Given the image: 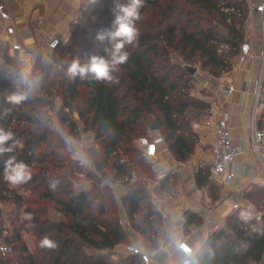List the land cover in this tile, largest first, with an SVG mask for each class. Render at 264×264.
Masks as SVG:
<instances>
[{
	"label": "trees",
	"instance_id": "obj_1",
	"mask_svg": "<svg viewBox=\"0 0 264 264\" xmlns=\"http://www.w3.org/2000/svg\"><path fill=\"white\" fill-rule=\"evenodd\" d=\"M113 7L114 0H85L81 21L73 24L70 39L61 42L50 61L39 56L27 83L17 86L10 82L7 67L0 65V128L14 132L19 141L15 155L29 164L33 173L27 184L12 188L3 179L0 161V201L24 207L35 217V226L29 228L19 213L15 216L13 235L6 238L8 245L14 244V251L7 257L17 252L18 258L4 260L0 255V264H144L131 254L119 255L117 261L112 258L113 250L126 243L127 236L111 185L127 184L123 205L132 226L149 238L157 234L166 218L153 205L148 188L156 176L153 163L136 141L148 133V121L154 116L170 152L179 162H186L198 143L187 112L209 108L191 95L190 66L173 64L169 46L174 41V50L183 61H199L220 78L233 68L232 59L246 40L244 24L250 14L246 0H144L137 27L149 8L160 10L164 21H174V25L140 32L138 45L127 49L128 62L115 73L118 83L96 82L90 77L69 79L67 67L73 59L84 64L89 56L103 54L95 37L111 26ZM0 50L9 53V48L1 45ZM13 95L26 98L12 103L9 98ZM57 97L63 102L59 123L68 135L81 137L80 123L74 118L77 115L83 132L92 131L102 144L95 172L84 170L61 153L62 139L54 134L46 113ZM77 175L91 180L93 186L75 189ZM168 176L162 181V190L174 188L172 175ZM196 180L199 188L209 189L213 201L218 200L221 191L210 181L208 168H201ZM50 181L56 182L55 190L49 189ZM103 181L106 185L101 187ZM245 198L255 208L254 218L245 222L240 219L244 210H236L226 227L209 235L191 258L192 264H264V186H253ZM51 211L63 219L56 221ZM184 218L186 234L203 224V219L190 211ZM25 233L35 239L33 250L23 239ZM45 236L58 247L41 248L39 241ZM88 248L95 253H88Z\"/></svg>",
	"mask_w": 264,
	"mask_h": 264
},
{
	"label": "crops",
	"instance_id": "obj_2",
	"mask_svg": "<svg viewBox=\"0 0 264 264\" xmlns=\"http://www.w3.org/2000/svg\"><path fill=\"white\" fill-rule=\"evenodd\" d=\"M83 1L7 0L6 9L14 19L17 38L33 37L40 45L45 46L55 38L62 40L67 36L69 26L79 16ZM246 2L250 9L251 21L246 30V39L251 43L252 53L256 57L243 66L238 65L237 59L236 65L218 80L217 85L212 82L203 84V88L210 92V95L202 98L209 104V108L190 110L191 125L198 136V143L194 154L186 162H179L164 140L158 145L157 157L151 160L155 161L153 170L157 176L155 183L157 188L149 190L151 200L156 209L166 218L157 234L149 238L132 226L128 212L123 205V198L128 194L129 189L118 183L111 185L118 201L122 225L127 236V242L113 250V257L130 255V249L138 247L143 252L152 255L150 264H182L185 256L179 249V244L185 242L198 251L210 234L219 228L226 227L228 218L236 211L235 204L241 203L242 210L253 206L245 198V194L253 186H264V166L258 155L251 149L255 84L261 74L262 62L259 56L263 50L264 37L262 16L255 10V6L263 3L264 0H246ZM2 37L3 32H0V45L7 47L1 41ZM31 52L35 51L22 52L18 55L9 50L12 56L20 59ZM228 83L235 87V92L229 97L221 93V86ZM262 95L263 100L258 119L264 111V89ZM224 117L227 118L231 128L232 140L241 150V154L236 159L237 178L235 181L228 185H218L210 175L211 147L216 138V122ZM208 120L213 123L210 127L205 126ZM195 124L199 125L196 130L194 129ZM201 168H208L210 181L220 188L221 192L217 201H213L207 187H198L196 174ZM169 174L172 175L170 181L173 182L174 188L162 190V181L169 177ZM88 187L89 185L84 186V188ZM187 211L200 216L203 224L186 234L184 214ZM254 214H256L255 208ZM86 250L90 254L95 253L90 248Z\"/></svg>",
	"mask_w": 264,
	"mask_h": 264
},
{
	"label": "rangeland",
	"instance_id": "obj_3",
	"mask_svg": "<svg viewBox=\"0 0 264 264\" xmlns=\"http://www.w3.org/2000/svg\"><path fill=\"white\" fill-rule=\"evenodd\" d=\"M84 2L85 0L83 1V3ZM81 9H82V6L79 11V16L69 26L67 36L62 39L63 43H66L65 41L66 40L68 41L70 39L72 32L75 30V28H73V24H75L77 21H81V18H80ZM84 19H86V17L83 18V20ZM250 24H251V21H250V14H249L247 21L244 24L245 35H246V30L249 28ZM172 25H174V21H171L168 19H165L164 21V17H162L160 10L149 8L146 11V13L143 15L141 23L139 24L138 28H139V31L142 32L145 30L153 31L155 28H159V27H162L163 29H165ZM219 29L221 30V32H225V29L223 27H220ZM177 41H176V44L179 45L178 44L179 41L178 42ZM246 41L248 40L246 39L245 42ZM163 44L166 45L167 42ZM44 49H45V46L39 44V49L37 51L31 52L28 55H24L23 58L21 59L12 56L8 52L6 53L5 51L0 50V65H4L7 67L5 69L7 70L6 78L10 82L16 84L17 86H19L21 83H27L36 70L35 67L38 62L39 56L44 61H50L52 54L45 52ZM169 52H170V57H171L173 64L175 62L177 64H180L183 67L190 66L196 69V74L194 76L190 75V78H191L190 93L196 99L203 100L202 98H205L208 95H210V92L207 89L203 88V84H205V82H212L213 84L217 85L218 80L224 76L223 75L220 78L212 76L209 73V70L204 69L201 66V63L199 61L190 62V63L183 61L182 57L180 56V52L174 50V41H173V44L169 46ZM237 59H238V56L232 59V67L236 65ZM53 101H54L53 105L46 109V113L50 121L49 123L50 127L53 130L54 134H56L58 137H60V139H62L63 149L61 153L65 154L70 159L77 162L80 166H82L84 170L95 172L96 170H95L94 164H95L96 159L99 158V154H101L102 144L100 143V141L95 140V136L92 131L86 130L83 132V123L78 119V116L75 115L74 118L80 123V130H81V137L78 140L82 142L83 151L87 154L91 164L90 166H85V165H82L78 159H75L74 158L75 149H71L69 145L67 144V139L69 136L68 130L65 126H62L59 123V112L62 109L63 102L59 97L55 98ZM190 110H193V108ZM190 110L187 112V117L191 120ZM153 123H155L159 127V124L156 118L154 116H151L148 121V133L145 136H149L153 139L159 138V137L163 138L161 129H158L155 131L151 130ZM258 123H259L257 124L258 129L261 131H264V111L260 115V118L258 119ZM136 145L138 146V140L136 141ZM263 146H264V140H263ZM150 162L154 163L155 161L150 160ZM135 179L136 178L134 177L131 183H133ZM75 181H76L75 189L77 190L83 189L84 186L86 185L93 186L92 181L89 179H86L83 175L75 176ZM156 182H157V176H155L153 180L148 182L149 190L157 188L155 185ZM117 183L122 184L125 187L127 186V184L123 182H117ZM104 185H106V183L103 181L101 187H103ZM24 212H25L24 207H19V205L17 204L14 205V203H11V202H1L0 201V242L8 243L6 238L12 237L13 235L12 230L14 226L12 225V222H14L15 216H17L18 213L20 216H22ZM50 214L53 217V219L55 218L56 221L63 219V217L59 215L58 213H56L55 211H51ZM23 239L25 243L27 244L28 248L30 250H33L35 246L34 237L31 234L25 233L23 234ZM9 244L14 246V244H11V243ZM17 258H18V254L17 252H15L12 256L6 257V259L4 260H15L16 261ZM112 258L116 261L118 260V257H112ZM0 262H1V256H0Z\"/></svg>",
	"mask_w": 264,
	"mask_h": 264
},
{
	"label": "clouds",
	"instance_id": "obj_4",
	"mask_svg": "<svg viewBox=\"0 0 264 264\" xmlns=\"http://www.w3.org/2000/svg\"><path fill=\"white\" fill-rule=\"evenodd\" d=\"M97 2V0H93ZM144 7V0H127L121 3L114 0L112 9L113 21L108 29L101 30L96 34V41L102 45V55L93 54L88 57L87 62L81 64L80 59H73L67 67L69 79L91 78L96 82L114 84L118 83L115 73L120 71V67L126 64L130 58L127 50L131 46H137L140 31L137 22L141 19V9ZM67 43V40L65 41ZM26 97L23 95H13L9 99L12 103H20ZM67 144L71 149H75L74 158L78 159L82 165L90 166L91 162L87 154L83 151V144L76 137L69 134ZM19 146V141L15 138L13 131L0 128V161L3 167V179L12 188H19L27 184L32 179V168L23 160H18L15 153ZM56 182H49V189L55 190ZM254 218V206H250L240 213V219L247 222ZM23 221H27V227H34L35 217L31 212H24L21 216ZM39 246L45 249H55L57 242L48 236L39 241ZM187 251V249H186Z\"/></svg>",
	"mask_w": 264,
	"mask_h": 264
},
{
	"label": "built area",
	"instance_id": "obj_5",
	"mask_svg": "<svg viewBox=\"0 0 264 264\" xmlns=\"http://www.w3.org/2000/svg\"><path fill=\"white\" fill-rule=\"evenodd\" d=\"M7 0H0V32H3L2 42L9 50L16 54H21L27 51H37L39 49V43L33 37L30 38H17V30L15 22L9 11L6 9ZM255 10L262 16V27L264 34V2L255 6ZM264 36V35H263ZM62 40L53 39L45 45V52L52 53L60 44ZM256 56L252 53L251 43L246 41L241 45L239 55H238V65L243 66L247 64L250 60ZM262 62L261 74L258 76L255 84V111L252 120V143L251 149L254 151L259 160H261L264 166V152H263V140L264 131L258 129V114L259 109L262 106L263 100V89H264V37H263V50L259 56ZM235 92V87L233 84L228 83L227 85L221 86V93L224 96L229 97ZM213 123L208 120L205 122V126L210 127ZM199 125L195 124L194 129L196 130ZM215 141L212 144V161L210 165V175L212 180L218 185H228L232 184L237 178V173L235 169L236 159L241 154V150L234 144L231 135V128L228 124L227 118L218 119L216 122L215 131ZM164 139L151 138L149 136L141 137L138 140V147L142 150L145 156L149 160H154L158 155V145ZM243 205L241 203L235 204L234 208L236 210L242 209ZM179 249L185 256V260L182 264H192L191 258L194 256L196 251L189 246L187 243L182 242L179 244ZM187 249V251H186ZM14 249L11 245L7 243L0 242V255L7 257L13 253ZM131 254L140 257L144 264H150L152 261V255L143 252L138 247H132L130 249Z\"/></svg>",
	"mask_w": 264,
	"mask_h": 264
},
{
	"label": "water",
	"instance_id": "obj_6",
	"mask_svg": "<svg viewBox=\"0 0 264 264\" xmlns=\"http://www.w3.org/2000/svg\"><path fill=\"white\" fill-rule=\"evenodd\" d=\"M187 70L189 72L190 75L194 76L196 74V69L195 68H192V67H187ZM159 127L153 123L152 127H151V130L152 131H155V130H158Z\"/></svg>",
	"mask_w": 264,
	"mask_h": 264
}]
</instances>
